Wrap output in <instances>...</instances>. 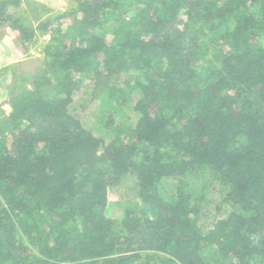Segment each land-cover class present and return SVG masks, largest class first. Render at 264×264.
I'll return each instance as SVG.
<instances>
[{
	"label": "trees",
	"instance_id": "obj_1",
	"mask_svg": "<svg viewBox=\"0 0 264 264\" xmlns=\"http://www.w3.org/2000/svg\"><path fill=\"white\" fill-rule=\"evenodd\" d=\"M21 2L0 27L54 71L0 123V264H264V0Z\"/></svg>",
	"mask_w": 264,
	"mask_h": 264
},
{
	"label": "rangeland",
	"instance_id": "obj_2",
	"mask_svg": "<svg viewBox=\"0 0 264 264\" xmlns=\"http://www.w3.org/2000/svg\"><path fill=\"white\" fill-rule=\"evenodd\" d=\"M31 1L22 3L20 7L11 9V12H14L17 15H21L25 18L26 21L30 23L37 24L39 21L47 19L53 16L43 15V13L39 12ZM73 24L72 19H67L66 24ZM67 25H64L66 27ZM4 31V30H2ZM51 36L49 34L37 37L35 42L28 44V48H22L21 53L18 56L23 57H38L42 65L36 70L35 75H45L53 73L54 69L49 68L45 69L44 66V53L43 49L45 44L50 40ZM20 43L19 40L16 41V44ZM17 52V51H16ZM14 53L12 56H16L17 53ZM2 66L0 67V76L8 75V79L10 82L11 90L14 93L20 92L26 88H30L31 84L26 76L28 73L24 72L20 69V63H15L13 65L7 64L8 60H1ZM6 63V64H4ZM41 68V70H39ZM8 114L6 113L5 105L2 104L0 106V123L7 119ZM86 121V120H85ZM88 125L90 123L86 121ZM114 130L110 129L109 134L111 136L114 135ZM132 202H139V199L136 195V181L135 177L129 173L128 175H124L122 178H113L110 179V188H109V203L107 207V214L115 219H122L125 212V207Z\"/></svg>",
	"mask_w": 264,
	"mask_h": 264
},
{
	"label": "crops",
	"instance_id": "obj_3",
	"mask_svg": "<svg viewBox=\"0 0 264 264\" xmlns=\"http://www.w3.org/2000/svg\"><path fill=\"white\" fill-rule=\"evenodd\" d=\"M28 1H31L34 5L33 7L43 13V15L53 16L70 9L75 0H22L21 3L24 4V2ZM18 40L20 43L16 44V41ZM22 48L23 45L18 31L13 30L8 25L0 27V67L3 65L1 60L9 59L7 64L13 65L19 62L21 69V62L27 58L18 56L19 53H21ZM16 51L18 54H16V56H12ZM10 82L11 81H9L7 74L0 76V106L2 104L5 105L7 114H9L12 110L9 102L11 93Z\"/></svg>",
	"mask_w": 264,
	"mask_h": 264
},
{
	"label": "water",
	"instance_id": "obj_4",
	"mask_svg": "<svg viewBox=\"0 0 264 264\" xmlns=\"http://www.w3.org/2000/svg\"><path fill=\"white\" fill-rule=\"evenodd\" d=\"M42 65L38 57L26 58L21 62V70L27 73L34 74Z\"/></svg>",
	"mask_w": 264,
	"mask_h": 264
}]
</instances>
